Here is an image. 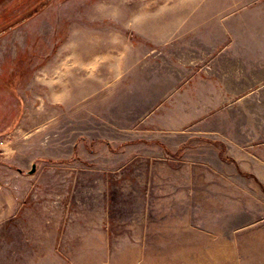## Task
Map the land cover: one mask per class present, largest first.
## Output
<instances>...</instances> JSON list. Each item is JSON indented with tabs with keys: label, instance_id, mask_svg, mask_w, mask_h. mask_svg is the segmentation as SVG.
<instances>
[{
	"label": "rangeland",
	"instance_id": "obj_1",
	"mask_svg": "<svg viewBox=\"0 0 264 264\" xmlns=\"http://www.w3.org/2000/svg\"><path fill=\"white\" fill-rule=\"evenodd\" d=\"M262 35L264 0H0V264H264V56L220 54Z\"/></svg>",
	"mask_w": 264,
	"mask_h": 264
},
{
	"label": "crops",
	"instance_id": "obj_2",
	"mask_svg": "<svg viewBox=\"0 0 264 264\" xmlns=\"http://www.w3.org/2000/svg\"><path fill=\"white\" fill-rule=\"evenodd\" d=\"M137 15V13H136ZM139 22L137 21H129V22H123L122 25L125 28V36L127 39H132V35H137L153 44H161L165 42H169L170 40L178 37L180 33L184 30H186V24L188 23V17H190V11L185 10V8H176V9H169L165 11L164 13H161L159 15L156 14H149V13H142L139 15ZM135 18V17H134ZM138 19V18H137ZM229 40V39H228ZM231 42L230 48L225 46L224 49L220 50V54H224V52H230L231 53V59L237 58L239 56H253V57H263L264 56V35L260 37L255 38H231L229 40ZM239 42H241L239 44ZM210 45H219L218 43L215 44L212 42ZM229 45V44H228ZM238 45L241 46V48H238ZM212 49L211 51H213ZM253 61V60H252ZM237 64V62H235ZM234 64H231L230 69L234 70L237 69L239 66H233ZM255 67V66H254ZM252 70V69H251ZM242 75H239L235 73V77H241ZM259 76V75H258ZM248 78L255 77L253 74H247ZM249 81L246 83L244 81H238L236 80V84L231 87V92L234 93H240L242 89L245 90V88L248 90L245 92V96H239L237 102H241L239 105L236 106V108H246L247 110L254 111L256 108L258 110L262 109L264 110V84L259 86H250L248 84ZM244 84H247L245 87ZM255 84V83H254ZM252 118L246 119L245 121H241L243 119H240L241 122H236L235 129L238 131H241L239 128L240 126L245 127V129H242V133L237 137V142L242 145L244 143H247L254 140L253 136H245L244 131L247 130L246 128L248 126H253L255 124L254 120H250ZM238 120V119H237ZM253 121V124H252ZM257 123V122H256ZM258 125L264 126V120H261V122L257 123ZM261 138V137H260ZM238 149V148H237ZM236 150V149H235ZM255 170V171H254ZM252 172H261L260 170L257 171L254 169ZM264 171V170H263Z\"/></svg>",
	"mask_w": 264,
	"mask_h": 264
},
{
	"label": "water",
	"instance_id": "obj_3",
	"mask_svg": "<svg viewBox=\"0 0 264 264\" xmlns=\"http://www.w3.org/2000/svg\"><path fill=\"white\" fill-rule=\"evenodd\" d=\"M35 170H36V167L34 165L33 168L30 170V172L33 173V172H35Z\"/></svg>",
	"mask_w": 264,
	"mask_h": 264
},
{
	"label": "bare ground",
	"instance_id": "obj_4",
	"mask_svg": "<svg viewBox=\"0 0 264 264\" xmlns=\"http://www.w3.org/2000/svg\"><path fill=\"white\" fill-rule=\"evenodd\" d=\"M54 85V84H53Z\"/></svg>",
	"mask_w": 264,
	"mask_h": 264
}]
</instances>
